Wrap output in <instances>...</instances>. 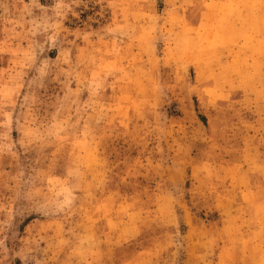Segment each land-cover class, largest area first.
Masks as SVG:
<instances>
[{
	"label": "rangeland",
	"instance_id": "1",
	"mask_svg": "<svg viewBox=\"0 0 264 264\" xmlns=\"http://www.w3.org/2000/svg\"><path fill=\"white\" fill-rule=\"evenodd\" d=\"M263 245L264 0H0V264Z\"/></svg>",
	"mask_w": 264,
	"mask_h": 264
},
{
	"label": "bare ground",
	"instance_id": "2",
	"mask_svg": "<svg viewBox=\"0 0 264 264\" xmlns=\"http://www.w3.org/2000/svg\"><path fill=\"white\" fill-rule=\"evenodd\" d=\"M243 262H247V264H264V245L252 248L245 260H242V264Z\"/></svg>",
	"mask_w": 264,
	"mask_h": 264
}]
</instances>
